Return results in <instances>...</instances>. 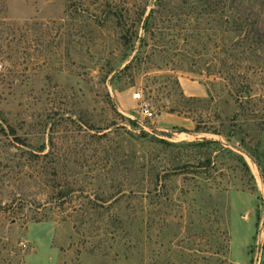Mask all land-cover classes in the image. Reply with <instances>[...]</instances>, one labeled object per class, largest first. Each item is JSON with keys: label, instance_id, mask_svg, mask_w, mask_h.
<instances>
[{"label": "rangeland", "instance_id": "1", "mask_svg": "<svg viewBox=\"0 0 264 264\" xmlns=\"http://www.w3.org/2000/svg\"><path fill=\"white\" fill-rule=\"evenodd\" d=\"M245 1L248 55L222 0H0V264H264V0Z\"/></svg>", "mask_w": 264, "mask_h": 264}, {"label": "trees", "instance_id": "2", "mask_svg": "<svg viewBox=\"0 0 264 264\" xmlns=\"http://www.w3.org/2000/svg\"><path fill=\"white\" fill-rule=\"evenodd\" d=\"M231 1H232V5H230V2ZM248 3H249V1H245V0H243V1H238V0H222V6H223V8H222V17H223V21L225 22V24L228 25V27L226 26V28H225V32L227 34H226V37H225L224 41L227 42L228 39H230V36L233 33L237 32V30L234 31V29H232V27L234 26L233 23H232V21H234L235 24L239 27L238 31L239 32H242L243 31L244 34H245V37L244 38H247V44H244L246 46L244 48V52L246 53V55L250 54V52H251L250 38H251V35H253L252 34V29L250 28L249 23L247 21H244V19H243L244 16L246 15V12L250 11L252 9V6H253L252 3L251 4L250 3L248 4ZM154 12L155 11L153 9L152 12H151V14H154ZM262 41H263V39H262ZM226 70H227V68H225V67L223 69H220L219 74L223 73ZM88 127H91L89 129L90 130H93V131H95L97 133V138L98 139H102V138L108 137V136H110L109 133L110 134L112 133V132L104 133L108 129L101 130L100 128H92V126H88ZM200 129H201L200 128V125L198 124L197 127H196L197 132H199ZM147 137H148V134H143L142 135V139H145ZM157 141L159 143H163V144H165L167 146L178 147V145L170 144L169 142H164L162 140H157ZM183 146L190 147V148H195L197 150L205 149L206 148V150H209V151L212 149L211 147H214V149L211 150L210 152L216 153L217 150H215V149L219 148L220 143H218L216 141H208V140H205L204 139V140L198 141V142L186 143V144H183ZM221 150L223 151V148H221L219 151H221ZM47 155L48 154H45L44 156L47 157ZM207 155H208V157H206ZM211 156H212L211 154H209V153L206 154L205 153V157H206L205 159L206 160L205 161L204 160L199 161L198 162V167H203V165H204V163L206 161L211 162V159H212ZM132 163L133 162H131L130 160L125 161L124 168L126 170H128V171H132L133 170ZM179 165L180 164H178V162L176 160V166H174L173 169H172L173 172H174V174L177 173L178 170L179 171H184L185 169H187V166L186 165H183V166H179ZM245 166L247 168V171H250L246 163H245ZM159 167H160L159 163L155 162L154 159L153 160L148 159L147 158V155H144V157H143V163H142V166H141L142 171L144 172V174H146V175H149L150 174L152 177H155L156 175H158L157 172L159 170ZM156 188H157V186H156ZM156 188H155V190H156ZM120 194H123V193L120 192L118 194V196Z\"/></svg>", "mask_w": 264, "mask_h": 264}, {"label": "built area", "instance_id": "3", "mask_svg": "<svg viewBox=\"0 0 264 264\" xmlns=\"http://www.w3.org/2000/svg\"><path fill=\"white\" fill-rule=\"evenodd\" d=\"M143 115L145 117L151 118L153 117V112L148 107H145L143 108Z\"/></svg>", "mask_w": 264, "mask_h": 264}]
</instances>
